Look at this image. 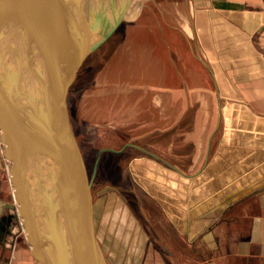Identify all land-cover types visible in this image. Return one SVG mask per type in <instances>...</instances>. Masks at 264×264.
<instances>
[{"label": "crops", "instance_id": "crops-1", "mask_svg": "<svg viewBox=\"0 0 264 264\" xmlns=\"http://www.w3.org/2000/svg\"><path fill=\"white\" fill-rule=\"evenodd\" d=\"M190 3L196 49L174 51V63L170 51L147 54L154 79L146 92H157L150 101L155 111L143 119L149 135L171 136L177 121L167 129L168 119L182 121L184 104H205L207 113L216 111L206 118L210 124L175 134L190 137V157L183 140L177 145L174 139L164 156L128 142L101 149L97 162L108 151L119 158L117 166L126 160L131 174L123 171L115 190L120 209L134 217L127 224L141 247L137 264H264V0ZM137 55L127 54V69ZM168 104L177 116L168 115ZM135 119L130 115L128 124ZM131 148L145 154L126 155ZM8 164L0 141V213L3 203L15 205ZM9 245L1 238L0 264H37L24 233Z\"/></svg>", "mask_w": 264, "mask_h": 264}, {"label": "water", "instance_id": "water-1", "mask_svg": "<svg viewBox=\"0 0 264 264\" xmlns=\"http://www.w3.org/2000/svg\"><path fill=\"white\" fill-rule=\"evenodd\" d=\"M110 1L108 16L99 0H0V141L15 203H3L0 240L24 233L37 264H109L70 95L132 0Z\"/></svg>", "mask_w": 264, "mask_h": 264}, {"label": "rangeland", "instance_id": "rangeland-1", "mask_svg": "<svg viewBox=\"0 0 264 264\" xmlns=\"http://www.w3.org/2000/svg\"><path fill=\"white\" fill-rule=\"evenodd\" d=\"M110 2L99 0V4L94 5L102 7L105 15L110 16ZM194 10L190 0H132L123 23L111 39L87 61L73 86L70 95L72 121L88 176L93 178L96 231L109 264H137L135 259H141V247L138 243L137 246L134 244L136 231L133 228L129 230L130 225L127 224H132L134 217L128 210L120 209V198L115 190L123 171L125 175L131 174L126 160L122 162L121 168L117 166L119 158L111 156L113 153L108 151L103 153V161L97 162L100 150H118L131 142L164 156L165 148L175 139L177 145H181L183 140V154L190 157L192 142L185 143L186 138L189 140L190 137L183 135L175 138V134H186L191 128L207 127L210 121L206 118L216 113L210 108L207 113L205 104L189 108L184 104L182 121H166L167 129L177 121L176 130H168L173 134L166 137L158 133L149 135L151 130L147 128L148 121L143 119L155 111L151 108L150 101L157 92V89L154 94L146 92L149 80L154 79L147 69V54L150 51H170L167 58L174 63L177 60L174 51L196 49L193 34ZM133 51L141 55L133 58L136 60L130 63L133 67L127 69L126 57L127 54L131 56ZM127 77L131 78L134 85L133 93L128 97L123 94ZM167 108L169 116H177L174 105L168 104ZM132 114L138 119H135V124H128ZM161 128H164V124ZM144 154L138 148H131L126 153L137 158Z\"/></svg>", "mask_w": 264, "mask_h": 264}, {"label": "bare ground", "instance_id": "bare-ground-1", "mask_svg": "<svg viewBox=\"0 0 264 264\" xmlns=\"http://www.w3.org/2000/svg\"><path fill=\"white\" fill-rule=\"evenodd\" d=\"M120 5V0H117L116 2H115V6H116V8L118 7ZM51 164H49V171H50V173H53L54 171L52 170L53 169V162H50ZM56 170V169H55ZM54 183V182H53ZM53 185V184H52ZM53 188H54V191H55V193H57V189L55 188V186L53 185ZM58 194V193H57ZM56 194V195H57Z\"/></svg>", "mask_w": 264, "mask_h": 264}]
</instances>
